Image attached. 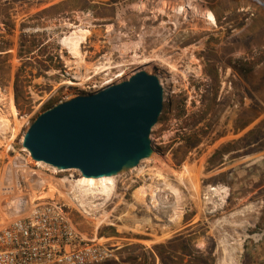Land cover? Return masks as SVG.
<instances>
[{
    "label": "rangeland",
    "instance_id": "rangeland-1",
    "mask_svg": "<svg viewBox=\"0 0 264 264\" xmlns=\"http://www.w3.org/2000/svg\"><path fill=\"white\" fill-rule=\"evenodd\" d=\"M64 1L0 0V114L8 122L0 140L18 156L46 109L140 70L153 74L163 107L149 134L152 155L117 174L109 199L89 214L63 189L52 198L84 237L107 239L108 264H187L198 255L221 264L225 248L236 247L237 264H264V0ZM78 28L88 31L82 60L60 42ZM184 119H203L198 142ZM0 151L2 205L26 172ZM218 185L227 188L224 203L206 201L207 187ZM178 234L184 241L160 249V261L152 247Z\"/></svg>",
    "mask_w": 264,
    "mask_h": 264
},
{
    "label": "water",
    "instance_id": "water-1",
    "mask_svg": "<svg viewBox=\"0 0 264 264\" xmlns=\"http://www.w3.org/2000/svg\"><path fill=\"white\" fill-rule=\"evenodd\" d=\"M162 107L158 78L140 70L46 109L31 122L21 146L33 161L57 170L116 176L152 155L149 134Z\"/></svg>",
    "mask_w": 264,
    "mask_h": 264
},
{
    "label": "built area",
    "instance_id": "built-area-1",
    "mask_svg": "<svg viewBox=\"0 0 264 264\" xmlns=\"http://www.w3.org/2000/svg\"><path fill=\"white\" fill-rule=\"evenodd\" d=\"M1 138L0 148L7 159L10 157L21 166L26 176L18 175L15 198L0 204V264H108L111 252L107 239L84 237L71 221L63 201L41 197L49 187L54 188L55 194L63 189L61 192L79 207L71 194L81 175L63 176L67 170L33 161L24 148L17 156L13 154L12 142ZM226 197L227 188L219 185L207 187L203 194L206 201L218 204L224 203Z\"/></svg>",
    "mask_w": 264,
    "mask_h": 264
},
{
    "label": "bare ground",
    "instance_id": "bare-ground-1",
    "mask_svg": "<svg viewBox=\"0 0 264 264\" xmlns=\"http://www.w3.org/2000/svg\"><path fill=\"white\" fill-rule=\"evenodd\" d=\"M206 17L210 22H214V18L211 12H208ZM87 35V30L78 28L67 36L61 38L60 42L62 46L66 47L69 50L72 56L82 60L80 45L86 40ZM147 71L149 72L150 70ZM107 84L109 85L111 83L107 82ZM6 127H8V122L0 114V135L3 136L5 134L4 132ZM136 168L137 167H134L130 170H134ZM114 178L115 176H103L98 178H86L81 176L80 180L73 187L71 198L72 200L76 201L79 207H81L88 214L90 210H95L102 207L103 204L109 199L115 185ZM54 192V188L49 187L48 191L42 193L41 197L52 198ZM180 213L181 212H179V214ZM174 220L175 219H170L169 222L172 223ZM225 251V258L222 260L221 264H237L239 247L231 248L230 250L225 248Z\"/></svg>",
    "mask_w": 264,
    "mask_h": 264
},
{
    "label": "trees",
    "instance_id": "trees-1",
    "mask_svg": "<svg viewBox=\"0 0 264 264\" xmlns=\"http://www.w3.org/2000/svg\"><path fill=\"white\" fill-rule=\"evenodd\" d=\"M69 0H66L64 2H68ZM16 91H17V88L15 87L14 88ZM184 110L181 111V112H178L176 113L174 116L175 118L177 119H181L183 116H184ZM194 115H199V118H202V116L206 115V112L205 111H202L200 113H197V114H193L191 115L190 117L193 118ZM190 119V118H188ZM188 119H184V122H183V126H181L182 128H187L190 132H192V135L194 136V138H196V141L198 142V138H197V134H203L205 133V131H203V127H198L197 124H199L203 119H196L194 120L192 123H187ZM252 123V118L249 119L248 121H245V123L240 127L241 129H244L245 127H247L249 124ZM239 127L236 125L235 126V129H238ZM252 130H250L251 132ZM249 133V132H248ZM183 239V236L178 234V235H175L172 239H170L169 241H167L166 244H162V245H155L153 246V250L157 253V256L159 257L160 261H163V256H162V251H160V249H162L163 247H165L166 245H169V244H173V243H178V242H183L184 240ZM189 240H192L191 236H189L188 238ZM186 239V241L188 240ZM129 249V248H128ZM129 260L131 262H134V258L130 257ZM177 264H182L181 263V259H179V261L177 262ZM187 264H208L206 262L203 261L201 255H198V256H193L192 259H188L187 261Z\"/></svg>",
    "mask_w": 264,
    "mask_h": 264
},
{
    "label": "crops",
    "instance_id": "crops-1",
    "mask_svg": "<svg viewBox=\"0 0 264 264\" xmlns=\"http://www.w3.org/2000/svg\"><path fill=\"white\" fill-rule=\"evenodd\" d=\"M261 188V187H260Z\"/></svg>",
    "mask_w": 264,
    "mask_h": 264
},
{
    "label": "flooded vegetation",
    "instance_id": "flooded-vegetation-1",
    "mask_svg": "<svg viewBox=\"0 0 264 264\" xmlns=\"http://www.w3.org/2000/svg\"><path fill=\"white\" fill-rule=\"evenodd\" d=\"M6 6V5H5Z\"/></svg>",
    "mask_w": 264,
    "mask_h": 264
}]
</instances>
